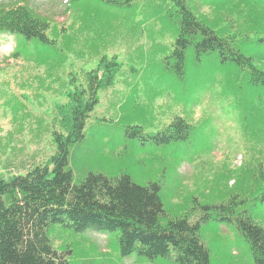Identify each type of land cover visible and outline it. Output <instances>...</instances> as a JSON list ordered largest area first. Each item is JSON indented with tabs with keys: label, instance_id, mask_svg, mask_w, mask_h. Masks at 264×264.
I'll return each mask as SVG.
<instances>
[{
	"label": "rangeland",
	"instance_id": "1",
	"mask_svg": "<svg viewBox=\"0 0 264 264\" xmlns=\"http://www.w3.org/2000/svg\"><path fill=\"white\" fill-rule=\"evenodd\" d=\"M112 1L116 4L27 0L49 22V43L0 36V173L6 179L24 176L55 155L58 107L105 58L119 68L111 85L99 88L83 139L69 147L72 184L89 174L127 175L139 186L159 185L167 217L162 224L170 218L195 223L207 213L212 216L214 210L206 207L226 202L251 184L248 178L241 185L240 164L248 175L264 172V86L214 57L187 59L178 78L171 71L176 27L167 13L172 5ZM175 117L191 126L186 138L155 140L153 135ZM133 127L150 137L131 134ZM253 216L264 226L263 205L254 208ZM200 233L209 264H255L249 244L233 226L210 217ZM47 237L69 264H174L171 257H123L116 234L91 228L75 232L55 223Z\"/></svg>",
	"mask_w": 264,
	"mask_h": 264
},
{
	"label": "trees",
	"instance_id": "2",
	"mask_svg": "<svg viewBox=\"0 0 264 264\" xmlns=\"http://www.w3.org/2000/svg\"><path fill=\"white\" fill-rule=\"evenodd\" d=\"M122 1L128 5L133 0ZM164 1L172 5L167 13L176 27L171 71L178 78L184 74L187 59L214 57L234 67L248 82L264 86V0ZM48 30L49 22L25 0L0 2V34L17 41L49 43ZM107 61L102 59L96 70L87 73L85 83L68 95V103L58 107L55 155L24 176L6 179L0 173V264H69L48 240L47 229L55 223H65L75 232L91 228L116 234L123 257L136 253L146 258L171 257L174 264H209L200 228L210 217L233 226L249 244L254 263L264 264V226L253 216L254 208L264 206V172L248 175L243 163L238 167L240 183H248L249 178L251 184L242 186L240 194L226 202L206 207L214 210L213 215L207 213L195 223L182 217L162 224L161 219L167 217L156 183L139 186L127 175L108 179L89 174L72 184L69 147L83 139L99 88L108 82L111 85L119 68L116 61ZM190 127L175 117L153 137L163 143L184 140ZM132 133L151 135H144L138 127Z\"/></svg>",
	"mask_w": 264,
	"mask_h": 264
}]
</instances>
